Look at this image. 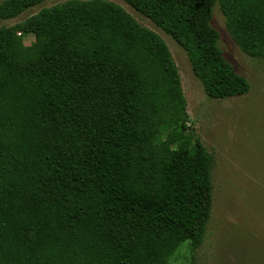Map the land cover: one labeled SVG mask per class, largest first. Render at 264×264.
I'll use <instances>...</instances> for the list:
<instances>
[{
  "label": "trees",
  "instance_id": "1",
  "mask_svg": "<svg viewBox=\"0 0 264 264\" xmlns=\"http://www.w3.org/2000/svg\"><path fill=\"white\" fill-rule=\"evenodd\" d=\"M44 1L3 0L0 20ZM124 1L184 48L209 97L249 92L213 9L264 59V0ZM187 120L168 44L122 5L67 0L1 26L0 264H171L182 246L195 252L214 157Z\"/></svg>",
  "mask_w": 264,
  "mask_h": 264
},
{
  "label": "rangeland",
  "instance_id": "2",
  "mask_svg": "<svg viewBox=\"0 0 264 264\" xmlns=\"http://www.w3.org/2000/svg\"><path fill=\"white\" fill-rule=\"evenodd\" d=\"M65 1L45 0L18 17L0 20V27ZM110 1L122 5L168 44L187 100V126L214 157L213 204L204 242L193 253L187 244L182 246L171 264H264V59L249 56L239 47L216 3L212 24L220 32L219 45L251 87L240 96L209 97L177 41L124 0ZM21 37L27 45H39L36 34Z\"/></svg>",
  "mask_w": 264,
  "mask_h": 264
},
{
  "label": "built area",
  "instance_id": "3",
  "mask_svg": "<svg viewBox=\"0 0 264 264\" xmlns=\"http://www.w3.org/2000/svg\"><path fill=\"white\" fill-rule=\"evenodd\" d=\"M19 34H21V33H19Z\"/></svg>",
  "mask_w": 264,
  "mask_h": 264
}]
</instances>
